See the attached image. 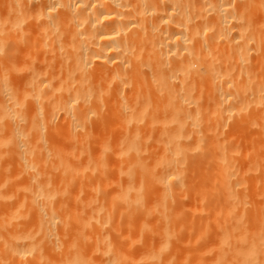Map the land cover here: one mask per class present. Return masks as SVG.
Here are the masks:
<instances>
[{"label":"bare ground","instance_id":"1","mask_svg":"<svg viewBox=\"0 0 264 264\" xmlns=\"http://www.w3.org/2000/svg\"><path fill=\"white\" fill-rule=\"evenodd\" d=\"M0 264H264V0H0Z\"/></svg>","mask_w":264,"mask_h":264},{"label":"rangeland","instance_id":"2","mask_svg":"<svg viewBox=\"0 0 264 264\" xmlns=\"http://www.w3.org/2000/svg\"><path fill=\"white\" fill-rule=\"evenodd\" d=\"M56 121H57V120H56ZM57 124H58V123H56V126H57ZM235 126H237V128H238V130H239V125H235ZM235 128H236V127H234V130H236ZM228 130H229V129H228ZM231 130L233 131V127L231 128ZM238 130H236L237 132H235V131H233V132L237 134V135H236V136H237L236 138H237L238 140H240L239 143H240L241 147L246 149V147H248V146H247V145H248L247 141L251 138V135H252V134H248V132H245V133H244V132H241V131L238 133ZM63 133H64V131H63L62 127H61V128H59V129L55 132V135H53L54 140H55L57 143H58V142H61V138H60V137L62 136ZM247 135H248V136H247ZM58 136H60V137H58ZM249 137H250V138H249ZM245 139H246V141H245ZM98 140H100L99 137H98ZM242 141H243V142H242ZM245 143H246L247 145H246ZM243 144H245V146H244ZM245 149H244V150H245ZM187 200H188V199H186V200H185V199H184V200L181 199V200H180V203L182 202V204H184V206H185V205H188V204H189V200H188V201H187ZM184 202H186L187 204H185ZM180 203H179V204H180ZM182 204H180V205L183 206Z\"/></svg>","mask_w":264,"mask_h":264}]
</instances>
